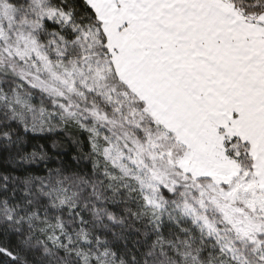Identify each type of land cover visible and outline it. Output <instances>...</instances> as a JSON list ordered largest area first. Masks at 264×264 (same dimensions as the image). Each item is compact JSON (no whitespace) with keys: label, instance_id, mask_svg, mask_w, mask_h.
<instances>
[{"label":"snow or ice","instance_id":"snow-or-ice-1","mask_svg":"<svg viewBox=\"0 0 264 264\" xmlns=\"http://www.w3.org/2000/svg\"><path fill=\"white\" fill-rule=\"evenodd\" d=\"M0 264H264V0H0Z\"/></svg>","mask_w":264,"mask_h":264}]
</instances>
